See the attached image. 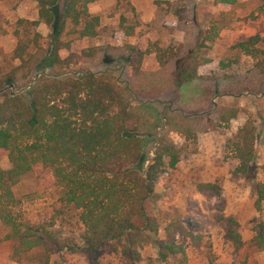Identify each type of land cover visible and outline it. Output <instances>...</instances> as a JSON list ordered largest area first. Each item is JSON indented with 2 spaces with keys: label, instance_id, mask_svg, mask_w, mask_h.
<instances>
[{
  "label": "rangeland",
  "instance_id": "1",
  "mask_svg": "<svg viewBox=\"0 0 264 264\" xmlns=\"http://www.w3.org/2000/svg\"><path fill=\"white\" fill-rule=\"evenodd\" d=\"M89 8L101 16L99 35L80 38L68 22L60 38L69 42L71 48L60 53L66 57L72 52L101 47L103 55L71 65L70 69L108 72L120 84L129 86L134 106L149 116L141 128L142 135L148 138L149 151H153L164 128L171 129L169 136L184 148L177 167L160 177L154 196L147 202L148 212L161 223L158 238H165V227L172 219H178L203 238L198 249L187 238H179L188 246V261L184 264H264V251L257 252L247 244L237 249L226 238L222 221L236 219L247 243L257 222L264 219V208L258 211L255 206L256 195L250 183L253 177L237 171L239 161L227 147L228 139L245 123L252 122L257 136L253 163L258 178H262L264 71L258 67L259 59L245 54L237 45L253 35L264 34V0H237L233 5L216 0H95ZM123 18L134 27L132 35L122 28ZM37 20L38 5L34 0H0V80L20 63L13 52L21 39L31 44L32 51L42 48L47 53L51 49L55 28L43 21L33 25ZM62 20L60 16L57 28ZM213 33L214 40H208ZM128 44L153 50L146 55L139 73L122 49ZM153 44L172 48L175 57L161 65ZM194 58L204 60L199 77L177 84L179 62ZM47 72L57 71L52 67ZM233 109L237 116L222 121V115H230ZM167 118L190 123L197 140H187L178 130L168 128ZM10 167L8 156L0 153V170ZM201 184L213 187L203 193L198 190ZM13 193L20 217L45 225L66 246L50 255L37 249L15 256L8 230L0 220V264H119L110 243L91 258L77 249L83 246L84 233L79 210L60 199L59 189L49 176L25 174L13 187ZM138 264L183 263L178 258L163 259L150 244Z\"/></svg>",
  "mask_w": 264,
  "mask_h": 264
},
{
  "label": "trees",
  "instance_id": "2",
  "mask_svg": "<svg viewBox=\"0 0 264 264\" xmlns=\"http://www.w3.org/2000/svg\"><path fill=\"white\" fill-rule=\"evenodd\" d=\"M34 1L39 20L32 24L43 21L55 28L51 49L47 53L42 48L32 51L31 44L21 39L13 52L20 63L0 80V153L6 154L11 163L9 169L0 170V220L8 230L14 255L21 257L37 249L50 255L66 246L45 225L23 220L16 210L13 187L23 175L31 173L49 176L59 189L60 199L79 210L84 233L83 246L77 249L90 258L110 243L119 264H138L145 247L152 244L163 259L178 258L187 263L188 246L179 238H187L198 249L202 236L182 221L172 219L165 227V238L160 239L161 223L147 210L160 177L177 167L184 148L169 136L171 129L164 128L153 151H149L148 138L141 133L149 116L136 109L129 86L120 84L108 72L70 69L71 65L96 59L103 48L61 55L62 49L71 48L69 42L60 38L68 22L80 38L99 35L101 16L91 13L89 8L95 0ZM216 2L233 5L237 0ZM60 16L63 20L57 28ZM121 26L127 35H132L134 27L127 25L125 18ZM214 36L215 33L207 39L214 40ZM153 45L161 65L176 55L172 48ZM237 47L259 59L258 67L264 71V34L253 35ZM122 49L129 54L130 65L137 73L146 55L153 52L151 48L142 50L130 44ZM203 61L181 60L175 72L176 83L196 80ZM52 67L56 73L47 72ZM231 112L224 113L222 121L237 116V110ZM166 122L168 128L178 130L187 140H197V132L190 123L168 118ZM256 139V128L248 121L228 139L227 147L239 161L237 171L253 177L250 183L256 195L255 206L262 211L264 165L260 179L253 163ZM211 187L212 184H201L198 190L206 193ZM222 221L226 238L237 249L247 244L257 252L264 251V219L257 222L247 243L236 219Z\"/></svg>",
  "mask_w": 264,
  "mask_h": 264
}]
</instances>
